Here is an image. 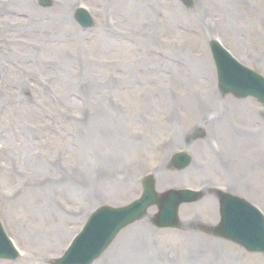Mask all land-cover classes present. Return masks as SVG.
<instances>
[{
  "label": "rangeland",
  "instance_id": "1",
  "mask_svg": "<svg viewBox=\"0 0 264 264\" xmlns=\"http://www.w3.org/2000/svg\"><path fill=\"white\" fill-rule=\"evenodd\" d=\"M51 1L52 5L47 8L39 5L41 0H34L33 5L39 12L53 15H48L51 16L49 20L45 16L40 21L59 26L56 32L53 30V35L45 30L38 31V21L33 27L25 13L3 8L6 12L0 14V21L5 17V23H0V41L4 44L0 48V89L5 82H10L0 93V128L19 131L18 135L23 137L14 136L6 144L0 141V148L3 147L0 165L10 164L11 167L10 159H7L11 150L24 151L23 162L16 153L11 180L0 178V221L7 235L16 239L23 256L16 261L0 260V264H52L81 230L83 219L97 207H123L139 198L142 190L126 191L96 204L86 189L97 178L103 177L102 172L108 177L115 163L117 168L130 170L136 165H148L145 170L134 168L140 188L143 177L151 173L150 168L161 164V168L165 167L166 160L169 161L168 154L163 151L167 148L164 145L169 146L174 138L175 143L171 144L175 146L174 153L186 150L183 138L189 128L200 127L198 107L203 110L202 105L207 102L201 92L196 99L194 93L209 90L218 95L215 65L203 38L206 16L202 15L200 5L198 10H188L178 0L127 1L126 8L120 5V0ZM14 2L20 3V0H12ZM241 2L243 12L235 0H230V11L237 28L242 29V35H247L249 40L239 44L238 48L230 46L240 54L243 51L244 59L250 56L247 64L251 63L252 68L264 77V44L254 36L253 29L249 30L262 18V26L258 28L264 35V0ZM79 5L86 6L96 20L92 30L83 31L75 23L74 14ZM257 9L260 12L253 13ZM124 11L126 18H122ZM56 17L60 21L55 24ZM238 18L245 21L237 22ZM72 27V34L64 39V29ZM104 38L113 45L98 40ZM6 48L7 51L2 52ZM60 68L68 71L61 73ZM213 101L215 104H211V108L218 113L224 102L232 106L234 98L227 96ZM250 102L254 104L253 108L258 106L260 114L253 118L249 111L247 115L253 123L247 124L245 120L241 127H254L257 121H260L258 126L264 125L263 107ZM224 122L215 121L220 127L213 130L221 133ZM166 127H172L170 134ZM95 132L96 135L88 140ZM75 142L78 145L75 149L85 145V156H82V150L76 151V156H82L87 167L80 166L78 171L75 166H70V163L75 165L71 160V154L75 152L70 149ZM134 142L137 146L128 149L131 154L119 160V150L125 151ZM260 143L264 149V141ZM120 145L123 149H119ZM255 145L253 142L250 151ZM204 150L208 152L205 146ZM16 156H10L12 162ZM89 156L97 159L95 164ZM29 163L35 164L33 173H30ZM256 163L255 160L248 161L244 169L242 161L227 162L223 165V174L229 176L236 170L234 183L237 184L241 172L253 175ZM68 166L76 170L79 179L83 174L82 184L67 174ZM208 174V180L213 182L220 178ZM52 182L53 186L50 185ZM75 183L85 192L83 195L72 194L78 199L70 200L64 194H71ZM169 185L174 183L166 184L165 191L175 187L168 188ZM261 194L264 195L263 189ZM201 203L183 205L182 209L186 206L189 211L180 212V218L196 220L199 213L205 214ZM217 204L216 199L206 206L217 214L220 208ZM28 206L32 213L39 214L37 218L27 215ZM152 216L134 226L141 238L136 241L137 264H149L151 259L153 264H185L184 256L199 252L195 240L187 237L189 230H157L149 224ZM61 218H64L63 222ZM33 223L37 225L33 227ZM56 228L62 231L59 236L54 234ZM174 235L178 237L172 239ZM167 238L169 244L161 249ZM174 240L176 245H170ZM108 261L113 264L110 256Z\"/></svg>",
  "mask_w": 264,
  "mask_h": 264
},
{
  "label": "bare ground",
  "instance_id": "2",
  "mask_svg": "<svg viewBox=\"0 0 264 264\" xmlns=\"http://www.w3.org/2000/svg\"><path fill=\"white\" fill-rule=\"evenodd\" d=\"M127 1H135V0H120V5L122 7H125L126 8V2ZM137 1H140V0H137ZM34 0H20V3H11V6L12 8L15 10V11H19L21 13H25L27 14L29 20H30V23L32 24V26L34 27L35 24H36V21H38L37 23V26H38V31H47L49 33V35H53V30L54 32H56L58 29H59V26H53V24L51 23H40V21L43 19V17L46 16V20H49V18L53 15L52 14H48V13H44V12H39L38 9L34 8ZM229 1L228 0H221L216 6L218 8H221L223 10V12L225 14H223V18L228 20L230 22V25H227V29H228V32L226 33V35L230 38V40H232L233 43H235L236 41H238L239 39V35L238 33H235L236 31V24L233 22L234 21V18H233V12L229 10ZM0 9H3V8H6V9H9V0H8V4H7V0H3L1 1L0 0ZM239 11V10H238ZM124 17L122 18H126L127 15L124 12L121 13ZM48 15H51V16H48ZM64 15H61V17H63ZM60 21V18L56 17L55 18V21ZM226 24V22H224ZM56 24V23H55ZM74 30V27H72L71 29H64V39H67L73 32ZM5 33H3L2 35H4ZM233 34L236 38V41L233 40ZM100 37V36H99ZM101 38V37H100ZM98 40H101L103 43L107 44V45H113L112 43H110V40L108 38H104V39H98ZM237 43V42H236ZM4 44H2L0 42V48L3 46ZM7 51V48L2 50V52H5ZM60 71L61 73H63L65 71V69H62L60 68ZM68 71V70H67ZM65 71V72H67ZM10 83V82H5L3 87L0 89V93L2 92V90L5 88V86ZM21 101V100H20ZM18 102V101H17ZM2 108L5 110L7 109L6 106H2ZM244 112L240 115V117H244ZM252 128V127H251ZM11 130H7V131H3V134L4 136L6 137V139H9V141H11L13 139V137L15 136L16 138H19L21 139L22 137L20 135H18L19 131L18 132H15V131H12V135H11ZM96 135V132L94 134H92L91 136L88 137V140H90L92 137H94ZM237 139V138H236ZM246 143H244L245 145ZM91 145V144H90ZM106 145L104 146H101L102 148H105ZM231 147V146H230ZM76 147H72L70 146V149L75 151ZM119 149H123V147H119ZM232 150H235L238 154H244L246 152V147L243 146V145H240L239 147H236L232 144V148H230ZM84 151L85 150V145L82 144L78 147L77 151ZM119 151H122V150H119ZM24 151H22L21 153V156L22 157V154H23ZM106 152H109V151H104V153ZM14 156H16V153H14ZM83 156H85V151L83 152ZM78 157V155L76 156ZM73 161H74V164H75V167L76 169H81V167H84L87 165H85L84 161L81 159H77L75 157H73ZM7 159L11 162V167H10V164H6L5 166V169L8 171V170H11L12 168V164H14V160L12 162V159L11 157H7ZM206 160H209V158H207ZM222 160H220V163H221ZM96 161H94L92 164H94ZM30 164V168H31V171L30 173H33L32 169H35V164L34 166H32L31 163ZM7 176V179L8 180H11V174H6ZM133 178V177H132ZM135 178V177H134ZM136 179V178H135ZM106 184V183H105ZM104 184V185H105ZM51 186H53V182L50 184ZM48 185V186H50ZM126 185H130L132 186V182L130 183H126ZM100 189L99 187V184H95L94 185V188H92L91 186L87 187L86 189V193L89 194L90 198H92V194L93 192L95 193V197H94V203H96L98 200V195L97 193L95 192L96 190ZM107 191L108 193H110L113 189V185L109 184L108 183V186H107ZM80 193L81 195H83V193L85 191H83L81 189L80 186H76V183H75V186H74V191L71 193V194H64L66 197H69L70 200H77L78 198H75L72 194H75V193ZM83 200V198H82ZM81 200V201H82ZM79 200V202H81ZM185 210V209H184ZM27 215L29 217H34V218H37V216H39L38 213H32V210L31 208L28 206L27 207ZM54 215V213H53ZM67 219V218H66ZM24 220V219H23ZM62 222L64 221V218H61ZM37 225V223H33V227H35ZM39 227V225L37 226V228ZM44 228H47L46 226H44ZM62 233V231L59 229V228H56L55 231H54V234L56 236H59L60 234ZM125 234V233H124ZM124 234H123V237H124ZM135 236H137V232L135 230ZM122 238L121 235L119 237V239ZM131 238H134L136 239L135 237H131ZM118 239V240H119ZM169 238H167V240H165L163 243H162V248L166 245L169 244ZM161 248V249H162ZM220 249V252H219V249ZM136 249H137V246H136V242L133 241L132 243H129L127 241H124L123 243V247H122V250L120 251V255L118 257L113 256L111 257L112 258V262L113 264H128V262H131V263H134V264H137L138 263V260H139V257L136 256ZM229 248L228 247H223L221 245H219L218 243H207V246L205 247L204 251L203 250H200L196 255L194 256H191V255H187V256H184V259L186 261V264H231L232 263V259L233 257L230 256V252L228 250ZM176 259V255H174V258H173V261H175ZM109 260V259H107ZM124 260V261H123ZM125 260H128V261H125ZM168 260V259H167ZM100 261H98L99 263ZM149 264H153V260L151 259L149 262ZM112 264V263H111Z\"/></svg>",
  "mask_w": 264,
  "mask_h": 264
},
{
  "label": "water",
  "instance_id": "3",
  "mask_svg": "<svg viewBox=\"0 0 264 264\" xmlns=\"http://www.w3.org/2000/svg\"><path fill=\"white\" fill-rule=\"evenodd\" d=\"M239 87H241V85L238 84H234L232 82L229 83V85H223V88L226 91H232L233 93H235L237 95V93H239ZM248 93L250 94H255L257 97H259L261 100L264 101V93L260 90V89H256V87H254L253 91H249ZM247 93H242L239 95H246ZM243 236H246V234L244 233ZM248 238V237H247Z\"/></svg>",
  "mask_w": 264,
  "mask_h": 264
}]
</instances>
